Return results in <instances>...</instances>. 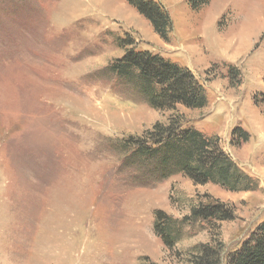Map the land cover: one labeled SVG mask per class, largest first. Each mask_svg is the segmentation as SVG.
Segmentation results:
<instances>
[{"label":"rangeland","instance_id":"obj_1","mask_svg":"<svg viewBox=\"0 0 264 264\" xmlns=\"http://www.w3.org/2000/svg\"><path fill=\"white\" fill-rule=\"evenodd\" d=\"M157 1L166 40L126 0H0V264H194L218 242L225 264L264 220V0ZM126 34L193 73L207 104L177 105L183 126L216 135L255 190L126 160L122 140L170 114L107 70ZM214 200L232 217L185 223L171 249L154 233L155 210Z\"/></svg>","mask_w":264,"mask_h":264},{"label":"trees","instance_id":"obj_2","mask_svg":"<svg viewBox=\"0 0 264 264\" xmlns=\"http://www.w3.org/2000/svg\"><path fill=\"white\" fill-rule=\"evenodd\" d=\"M191 7L203 5L208 0H188ZM140 15L150 22L153 30L162 39L172 29L170 16L157 0H126ZM198 6L196 7V9ZM125 47L123 55L109 64L107 70L135 88L151 107L168 110L170 114L156 121L140 134L129 135L122 140L126 160L145 169L152 179L167 178L181 173L194 183L212 182L230 191L255 190L256 181L244 173L222 150L216 135H206L192 127H184V116L177 105L189 109H201L207 99L203 87L193 73L170 59L136 50L129 34L120 39ZM237 130L232 131V135ZM243 141L248 140L245 133ZM153 231L162 243L172 248L178 240L182 226L187 222L223 221L232 217L219 201H206L192 208L182 220L175 219L162 210L154 211ZM223 245L206 244L194 258V264H221ZM225 264H264V220L244 240L239 248L230 252Z\"/></svg>","mask_w":264,"mask_h":264}]
</instances>
